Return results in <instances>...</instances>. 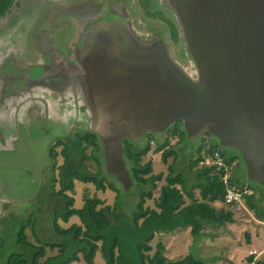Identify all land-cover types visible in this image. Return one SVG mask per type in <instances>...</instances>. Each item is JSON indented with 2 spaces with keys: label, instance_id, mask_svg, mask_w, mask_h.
<instances>
[{
  "label": "water",
  "instance_id": "obj_1",
  "mask_svg": "<svg viewBox=\"0 0 264 264\" xmlns=\"http://www.w3.org/2000/svg\"><path fill=\"white\" fill-rule=\"evenodd\" d=\"M170 8L186 31L193 69H181L162 40L139 44L126 21H96L69 55L53 51L75 69L107 170L129 189L123 140L163 136L181 120L190 143L210 134L264 187V0H170ZM36 79L30 75L47 88Z\"/></svg>",
  "mask_w": 264,
  "mask_h": 264
},
{
  "label": "rangeland",
  "instance_id": "obj_2",
  "mask_svg": "<svg viewBox=\"0 0 264 264\" xmlns=\"http://www.w3.org/2000/svg\"><path fill=\"white\" fill-rule=\"evenodd\" d=\"M111 2L115 3L121 11L126 9L133 11L130 9L131 0H15L6 14L0 18L1 74L8 77L10 82L16 80V83L22 84L21 81H17L19 75L20 80L27 81L25 79L26 70L29 71L28 69L34 68V65H39L36 64L40 56L39 51H41L37 33L44 22H47L55 13L88 3V5L102 6L100 13L90 16L97 19L98 16L105 13V9L109 8ZM158 2V0H133L132 6H135L134 11L141 19L150 18L149 14L161 13L160 18L156 19L161 25L156 27L160 30L166 27L169 31H173L171 33L174 36L177 26L170 16L172 14ZM169 9L171 10V8ZM161 17L162 21L168 20L169 23H162ZM58 18L61 25L67 20L68 26L66 28L60 26L61 29L56 31L54 45L61 51H70L72 40L76 37L74 34L78 32L77 35H82L86 28L79 25L78 15H60ZM149 25H151L150 31H157L154 25ZM180 51L182 50H179V56L184 57V53ZM7 89L4 94L5 102L7 101L10 105L12 101L9 99L13 91L9 86ZM34 89L41 93L49 92L48 88ZM51 99L53 98L51 97ZM58 102L60 104L53 105L51 111L46 109L44 115L35 119L28 113L25 114L23 121L15 122L0 118V138L11 140V148L0 147V197L8 198L12 204L5 206L3 202L0 205V242H2L0 264H5L11 253L23 250L17 243L20 221L30 216L33 211L37 218L36 233L39 240L54 243L63 241V238L59 237L53 228L52 212L60 199L51 195L50 186L53 174L58 176V165L63 162L64 157L59 155L56 166L53 168L49 151L51 145L59 139L69 141L66 144L72 150V145H75V135L85 132L90 124L89 126L85 124L88 118H86L87 114L83 109L71 104L68 100H59ZM163 137L164 135L158 139H163ZM184 144L179 141L177 136L169 137V146H173L180 152L177 169L186 172L189 180H192L194 175L189 170V164L191 160L197 158L196 151L199 143L197 140L189 142L186 149ZM155 147L156 143L151 142L149 153L144 159L152 160L154 173L167 174L168 164L162 159V151H154ZM61 149L62 145H59L57 150ZM228 152L231 154V150ZM171 160L172 157L168 159V162ZM232 163L236 168L235 175L238 182L248 184L244 185L249 187L255 206L251 207L246 199H243L232 208L234 222H228L222 226H207L202 230L204 235L198 236V240L192 235L190 228L157 233L150 242L153 248L151 253L157 243L162 242L165 246V255L172 260L180 259L190 252L203 259L205 264H254L248 262V257L252 254L255 256V261L264 260V187L248 178L242 161L241 164L237 161ZM89 164L91 169H95L94 162ZM101 170L107 180L117 184L120 196L119 206L124 213L131 215L129 217L131 218L140 199V189H149L150 187L139 184L135 186L132 182V187L127 189L107 170L106 165ZM163 183L161 181L159 187ZM55 186L59 188V183L57 182ZM159 187L153 191L152 198L147 197L144 209L149 210L155 207L154 199L159 195ZM195 192L199 197V191ZM70 194L75 198L74 206L76 208L82 207L87 197H99L104 202L102 205H113L116 198V192L109 188L106 190L97 189L94 183H83L79 180L75 181V191ZM214 206L228 208L227 203L219 201L215 202ZM60 223L63 226H69L72 223H80V219L78 216H73L68 222L60 220ZM26 232L29 238L34 240L32 230L27 229ZM52 252L48 251L49 254ZM94 263L107 264L100 251H97ZM72 264L86 263L81 259Z\"/></svg>",
  "mask_w": 264,
  "mask_h": 264
},
{
  "label": "trees",
  "instance_id": "obj_3",
  "mask_svg": "<svg viewBox=\"0 0 264 264\" xmlns=\"http://www.w3.org/2000/svg\"><path fill=\"white\" fill-rule=\"evenodd\" d=\"M15 0H0V18L10 9ZM177 136L179 141L189 145L187 131L183 121L178 120L168 127L163 139L153 132L144 135L143 142L124 139V158L126 160L133 185L149 186L140 189V199L132 217L124 213L119 204V188L114 181L103 176L101 168L105 165L103 148L97 133L87 129L75 135V145L72 150L65 140H57L50 147V158L53 168L57 157L62 155L63 162L58 165V176L51 178V195L59 198L53 209V228L55 233L63 238L61 242H42L36 233L37 218L33 211L30 216L20 221L17 233V243L23 249L13 252L5 264H72L83 260L86 264H95L97 251H100L107 264H205V261L190 252L180 259L172 260L165 255V246L158 242L152 251L151 240L157 233L172 232L180 228H190L196 240L204 235L205 227L222 226L234 222L236 203H227L228 208L214 206L219 201L226 203V187L221 175L223 169L217 166L201 165L207 155L218 151L227 162L230 159L219 143L214 141H198L197 158L191 160L189 170L194 175L189 180L187 173L177 169L180 152L169 146V137ZM161 140V141H160ZM151 142L156 143L154 151H162V159L168 164V172L154 173L151 159H144L149 153ZM62 145L60 151L57 147ZM89 150V151H88ZM172 157L171 162L168 159ZM243 161L239 159L237 163ZM90 162L95 163V169L90 168ZM234 165V164H233ZM233 170L232 181L239 183ZM113 175V174H112ZM115 178L116 176L113 175ZM117 179V178H116ZM94 183L97 189L107 188L116 192L113 205L104 204L99 197H87L80 208L74 206L75 198L70 194L75 191V181ZM164 182L159 187L160 182ZM59 183V188L55 184ZM132 187V185L130 186ZM159 187V195L154 199L155 207L144 209V203L153 197V191ZM199 191V197L196 195ZM251 193V192H250ZM252 194L246 195V201L251 207ZM187 199L189 200L187 202ZM78 216L80 223L63 226L60 220L68 222L71 217ZM27 229L32 230L34 240L29 238ZM2 242H0V250ZM53 251L49 254L48 251ZM254 255L248 257V262L264 264V260L255 261Z\"/></svg>",
  "mask_w": 264,
  "mask_h": 264
},
{
  "label": "flooded vegetation",
  "instance_id": "obj_4",
  "mask_svg": "<svg viewBox=\"0 0 264 264\" xmlns=\"http://www.w3.org/2000/svg\"><path fill=\"white\" fill-rule=\"evenodd\" d=\"M158 1H159L158 4L160 3L164 7V9H167L172 14L170 16H172L171 18H173L177 26L176 33H174V36L171 33L173 32L172 30L169 31V29H167L166 27H163V30H160L159 28L156 27L161 25L159 24L160 22L156 20L157 18H160L161 13L160 14L155 13V15L149 14L150 18L145 17L146 19L139 18L134 11L135 6H132L133 0H131V5H130V9L133 10L132 12L127 9L121 11L120 8L116 7L115 3L111 2L109 8L105 9V13L98 16L97 19L91 18L90 16L100 13L102 11L100 10L102 6L100 7V5L96 6L94 4L88 5V3L87 4L83 3L82 6L76 5L67 11H59L55 13V15L49 18L47 22L46 21L44 22L43 26L40 27L41 29H39L37 33L38 43H40L39 46L41 50L39 51L40 52L39 59L36 62V64L38 63L39 65H34V68L28 69L29 71L26 70L25 79L27 81L20 80L21 78L19 75L17 81H21L22 84L20 82L16 83L15 82L16 80L10 82L8 77H5L1 74V70H0V109L2 110L0 112V117L3 116L2 119L14 120L16 122L19 120L23 121L25 114L28 113L35 119L38 116L44 115L46 113L45 111L46 109H50L49 111H51V107H53V105H56L57 103L60 104L58 102L59 100L62 101L68 100L71 102V104L76 105L80 107V109H83L85 111V114H87L86 118H88V121L85 124L86 126H89L91 122L89 110L87 109L86 105H84L83 103V97L82 95H80L78 85L75 83L76 80L74 81V75L72 77V74L75 73V69H72L70 66H66L65 60H63V58L60 57L58 53L53 52V51L60 53L62 52L65 57L70 53V51H64V50L61 51L56 45H54L56 41L55 38L56 31L58 29H61L60 26H62V28L63 27L66 28L68 26L67 20L65 21V23L62 22L63 25H61V23L57 20L59 19L58 16L60 15L61 16L78 15L79 25L84 26L86 29L88 28L89 25L95 23L96 21H100L101 19H105V21H126L129 23L130 27L133 28L139 44L147 45L162 40L165 44V47L167 48L169 56L175 62L179 63L181 69H183L184 71L193 69L194 63L191 57V50L187 42L186 31L183 27L180 16L178 15V13L174 12V10L172 11V9L171 10L169 9L170 0H158ZM112 7L113 9L111 10ZM160 21L162 23H166V22L169 23L168 20L162 21V17ZM149 24L154 25L157 31L156 30L150 31L149 29L151 28V25ZM158 30L160 31L158 32ZM77 33L78 32L74 34V36L76 37L73 38L70 47H73L75 44H78V41L79 44H81L80 39L84 32L82 33V35L80 34L77 35ZM179 50H182L180 52L184 53V57L179 56L178 53ZM177 57H179L180 59H178ZM44 68L48 70V72H46L44 77H42L44 73V71L42 70ZM30 75L32 77L36 75L37 79L35 81L41 80L46 82L49 92L46 93L37 92L34 88L35 87L38 88V86L35 83L30 82ZM7 86H9L13 91L11 92L12 96L9 99L10 101H12L10 105L7 103V101L5 102V98H4L5 97L4 94L7 89ZM51 97L53 99H51ZM4 117H8V118H4ZM8 141H10V139H8ZM204 141L216 142V140L210 134H205L203 136L201 142L204 143ZM235 159H236L235 161H239V159L237 158ZM242 162L244 163V161ZM2 198H0V205H2V201H1ZM4 198L9 200L6 197Z\"/></svg>",
  "mask_w": 264,
  "mask_h": 264
},
{
  "label": "built area",
  "instance_id": "obj_5",
  "mask_svg": "<svg viewBox=\"0 0 264 264\" xmlns=\"http://www.w3.org/2000/svg\"><path fill=\"white\" fill-rule=\"evenodd\" d=\"M201 165H215L218 168L223 169L221 177L226 187V203H240L243 199H246L247 194H250L249 187L247 185L239 186L232 181L234 165L233 163L227 162L218 151H216L213 155H207L201 161Z\"/></svg>",
  "mask_w": 264,
  "mask_h": 264
},
{
  "label": "crops",
  "instance_id": "obj_6",
  "mask_svg": "<svg viewBox=\"0 0 264 264\" xmlns=\"http://www.w3.org/2000/svg\"><path fill=\"white\" fill-rule=\"evenodd\" d=\"M5 98V97H4ZM4 107H6V106H4ZM2 110L0 109V112H1ZM0 118H3V116H1ZM8 139L9 138H0V147H3V148H5V149H8V148H11V140L10 141H8ZM0 198H2V197H0ZM2 203L4 202L5 204H3V205H5V206H7V205H12L10 202H9V200H7V199H5L4 197L2 198Z\"/></svg>",
  "mask_w": 264,
  "mask_h": 264
}]
</instances>
